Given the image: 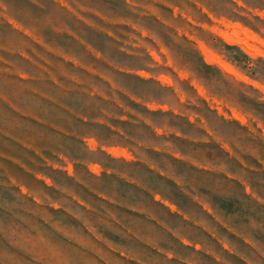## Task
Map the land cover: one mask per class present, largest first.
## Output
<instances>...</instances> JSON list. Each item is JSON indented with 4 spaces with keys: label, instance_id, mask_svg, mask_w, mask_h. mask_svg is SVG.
Masks as SVG:
<instances>
[{
    "label": "rangeland",
    "instance_id": "obj_1",
    "mask_svg": "<svg viewBox=\"0 0 264 264\" xmlns=\"http://www.w3.org/2000/svg\"><path fill=\"white\" fill-rule=\"evenodd\" d=\"M0 264H264V0H0Z\"/></svg>",
    "mask_w": 264,
    "mask_h": 264
},
{
    "label": "bare ground",
    "instance_id": "obj_2",
    "mask_svg": "<svg viewBox=\"0 0 264 264\" xmlns=\"http://www.w3.org/2000/svg\"><path fill=\"white\" fill-rule=\"evenodd\" d=\"M235 30H236V29H235ZM235 30H234V31H235ZM238 30H239V29H237L236 31L238 32ZM245 31H246V30H245ZM243 32H244V31H243ZM238 33H239V32H238ZM238 33H237V34H238ZM244 33H245V32H244ZM242 34H243V33H242ZM243 35H246V34H243ZM249 35H251V34H249ZM247 36H248V35H247ZM244 37H245V36H244ZM254 37H255V36H254ZM236 38H237V37H236ZM248 38H249V36H248ZM250 39H251V38H250ZM255 40H257V38H256ZM244 42H245V41H244ZM250 42H252V41H250ZM248 49H249V48H248ZM251 51H252V50H251ZM212 58H213V57H212ZM218 59H219V58H218ZM213 61H215V62L218 61L219 64H220L221 66H223L225 69H227V70H232V69H230V68H232L231 66H229L227 63L225 64V63L221 62V60H220V61L217 60L216 57L213 58ZM218 62H217V63H218Z\"/></svg>",
    "mask_w": 264,
    "mask_h": 264
},
{
    "label": "crops",
    "instance_id": "obj_3",
    "mask_svg": "<svg viewBox=\"0 0 264 264\" xmlns=\"http://www.w3.org/2000/svg\"><path fill=\"white\" fill-rule=\"evenodd\" d=\"M168 200H170V199H168Z\"/></svg>",
    "mask_w": 264,
    "mask_h": 264
}]
</instances>
